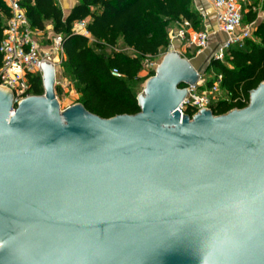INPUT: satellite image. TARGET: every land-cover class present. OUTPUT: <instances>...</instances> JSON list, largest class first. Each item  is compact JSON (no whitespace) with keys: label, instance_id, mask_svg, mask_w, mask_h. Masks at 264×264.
I'll list each match as a JSON object with an SVG mask.
<instances>
[{"label":"water","instance_id":"1","mask_svg":"<svg viewBox=\"0 0 264 264\" xmlns=\"http://www.w3.org/2000/svg\"><path fill=\"white\" fill-rule=\"evenodd\" d=\"M192 63L167 50L140 110L110 118L60 109L50 61L43 94L0 87V264H201L210 237L220 264H264V82L181 115Z\"/></svg>","mask_w":264,"mask_h":264},{"label":"trees","instance_id":"2","mask_svg":"<svg viewBox=\"0 0 264 264\" xmlns=\"http://www.w3.org/2000/svg\"><path fill=\"white\" fill-rule=\"evenodd\" d=\"M19 3L32 29L44 31L46 24H50L53 36L62 37L65 62L77 83L79 102L104 118L140 110L130 82L138 79L143 57L155 58L161 49H168V29L172 24L189 20L198 30L201 23L193 0H77L66 16L55 0ZM252 6L244 13L247 22L256 19ZM9 16L8 7L0 0V41ZM81 20L86 22L89 36L73 32V24ZM252 36L256 40L247 39L243 48H230L224 62L211 60L208 65L221 73L220 89L225 94L212 105L214 114L246 106L250 91L264 82V20L256 23ZM119 41L134 54L115 50ZM105 48L113 50L105 54ZM114 68L120 77L111 74ZM154 73L149 71L148 78ZM27 81V93L43 94L40 75L29 74ZM212 82L213 79L207 80L206 87ZM185 113L190 114V109Z\"/></svg>","mask_w":264,"mask_h":264},{"label":"built area","instance_id":"3","mask_svg":"<svg viewBox=\"0 0 264 264\" xmlns=\"http://www.w3.org/2000/svg\"><path fill=\"white\" fill-rule=\"evenodd\" d=\"M20 0H3L9 9L10 16L6 21L3 36L0 41V87L13 91L15 101H19L27 93V75L38 74L41 77L40 65L43 61L53 63L55 69L64 56L61 45L62 37H52L49 48L44 49L39 39L40 31L32 29L29 20L21 7ZM215 15L216 30L225 33L226 38L217 43L207 57V63L211 60L224 62L227 51L235 45H243L247 39H252V32L256 25V19L252 22L244 20V12L240 2L247 0H208ZM259 3L262 0H258ZM255 11V5L252 6ZM256 12V11H255ZM205 16L202 15V18ZM264 20V12L261 16ZM84 20L73 24L72 30L75 33L88 36ZM211 32L207 27L196 30L189 20H182L175 32L169 33V46L167 50L175 49L174 43L186 39V48H195L196 54L208 49ZM145 67L155 69L153 63L145 64ZM155 66V67H154ZM111 74L120 77L117 69H112ZM202 72L195 84L181 85L187 94L177 108L181 115L186 109H190V116L201 109H211L212 105L225 96L220 89L222 79L221 73H217L210 86L206 87V81L202 78ZM215 98V101L212 100ZM212 110V109H211Z\"/></svg>","mask_w":264,"mask_h":264},{"label":"rangeland","instance_id":"4","mask_svg":"<svg viewBox=\"0 0 264 264\" xmlns=\"http://www.w3.org/2000/svg\"><path fill=\"white\" fill-rule=\"evenodd\" d=\"M262 0L260 3L258 0H247V1H242L240 2L241 4V8L243 10V12H247L249 9L250 5H255V11H256V15H259L258 18L256 19V23L258 21H261V16L263 15V8H262V4H263ZM177 23L175 22V24H172L168 31L169 33L171 31L175 32L176 30V26ZM50 24H46L45 29L42 33H40L41 35L39 36L40 41L42 42V47H44V49H47L50 47L51 45V41L53 34L51 32V28H50ZM168 33V35H169ZM89 36V35H88ZM50 39V40H49ZM252 40H256V38L254 36H252ZM186 39H181L177 42L180 43V50L182 53H180L182 56L190 59L192 58L193 54L196 53L195 48H186L184 43H185ZM175 47V46H174ZM234 47L237 48H243L241 45H235ZM115 50H122L125 51L129 54H134V52L132 51V49H129L127 47L124 46V44L119 41V43L117 44V46L114 48ZM113 49L111 48H105L102 52H104L105 54H109ZM167 50L161 49L159 51V54L157 57L153 58L150 56H146L143 57L141 59L142 61V65H143V69L139 72V76L138 79L134 80L133 82H130V86L132 91L135 94H139L140 92H142L145 82L148 79L147 74L149 73V71L154 70L153 68H149V67H145V64H149V63H153L154 65H158V63L160 62L162 56L166 53ZM193 63H196V61H193ZM209 64L207 62L204 61V63L202 64L201 68V72H202V79L204 81L210 80V79H214L215 75L217 73H219L218 69L215 66H208ZM155 67V66H154ZM156 68V67H155ZM55 94L57 97V100L59 102L60 105V109H65L66 107L79 102L80 100V94L77 92V83L74 80V78L71 76L70 71L66 65L65 62V56L62 57L60 63L56 66V83H55ZM212 100L215 101V98L212 97Z\"/></svg>","mask_w":264,"mask_h":264},{"label":"crops","instance_id":"5","mask_svg":"<svg viewBox=\"0 0 264 264\" xmlns=\"http://www.w3.org/2000/svg\"><path fill=\"white\" fill-rule=\"evenodd\" d=\"M55 2L61 7L63 15L66 16L73 8V6L77 3V0H55ZM193 3L196 11L201 16L200 18L201 23L199 29L207 27L211 32L209 37L208 49L204 50L200 55L196 54L195 56L190 58L192 62L196 61V63H192V64L194 65V67L198 68L202 66V64L205 61V58L209 55V53L216 46V44L223 41L226 38V35L225 33L216 30L214 11L208 0H193ZM202 15H204L205 17L202 18ZM176 23L177 25L175 27L177 29L179 22ZM42 32L43 31H40V33ZM174 46H175V50H177L179 53H182L180 50L181 46L179 42L176 41L174 43Z\"/></svg>","mask_w":264,"mask_h":264},{"label":"clouds","instance_id":"6","mask_svg":"<svg viewBox=\"0 0 264 264\" xmlns=\"http://www.w3.org/2000/svg\"><path fill=\"white\" fill-rule=\"evenodd\" d=\"M224 245L216 237H210L208 248L201 264H220V257L224 255Z\"/></svg>","mask_w":264,"mask_h":264}]
</instances>
